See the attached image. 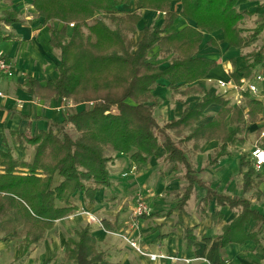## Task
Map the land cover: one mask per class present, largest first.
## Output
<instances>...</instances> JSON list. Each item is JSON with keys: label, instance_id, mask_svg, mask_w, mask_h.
<instances>
[{"label": "trees", "instance_id": "obj_1", "mask_svg": "<svg viewBox=\"0 0 264 264\" xmlns=\"http://www.w3.org/2000/svg\"><path fill=\"white\" fill-rule=\"evenodd\" d=\"M133 1L33 0L38 16L50 24V46L58 51L60 63L58 78L41 86L28 77L24 86L28 92L44 98H66L73 106L65 108L62 122L50 121L45 130L33 134L9 131L23 153L21 157L8 144L7 133L3 134L7 150H0V242L8 238L20 240L23 256L44 239L57 221L80 209L76 195H82L85 204L96 202L97 194L112 185L110 166L119 154H129L133 163L141 167L162 149L172 169L182 165L190 184L182 198L183 208L198 182L184 143L190 142L198 149L203 140L216 139L223 143L222 151L228 143L243 145L246 137L239 135L247 133L248 125L258 121L263 111L261 103L245 92L248 99L245 118L244 107H232L231 100L222 94L211 96L202 86L192 85L217 66L216 60L199 55L204 31L213 33L222 29L229 47L244 44L240 25L244 13L235 8L237 0H181L180 13L172 9L175 0H137L142 9L159 11L164 19L159 26L146 25L136 41L133 38L142 12L122 9ZM1 2L12 6L14 0ZM179 16L197 25L170 31ZM23 21L20 10H4L0 16V23L5 25ZM55 21L61 26L56 27ZM70 23H74L72 28ZM3 36L0 25V41L8 40L9 37ZM211 44L216 47L215 42ZM167 58L164 66L158 62ZM257 63V60L250 62L241 75L232 70L233 80L239 85L243 77L250 78ZM160 79L168 80L176 94L202 97L195 107L186 108L181 117L164 125L158 123L154 114L161 104L153 94ZM214 103L221 106L220 111L213 121L199 125L207 108ZM229 115L231 123L237 126L233 131L225 126ZM68 128H73L77 136H72ZM30 148L31 154H27ZM248 156L243 153L240 159V167L247 168V184L256 170ZM212 200H215L212 214L215 223L223 220L220 207L236 210L233 220L222 228L221 248L233 242H260L258 224L264 223V217L250 207L248 200L208 189L205 205ZM251 220L256 224L248 231L245 226ZM192 232L193 228L186 229L185 240L190 246L197 241ZM76 237L67 239L66 260L75 264H111L107 254L99 249L89 224L78 229ZM225 262L222 260L220 264Z\"/></svg>", "mask_w": 264, "mask_h": 264}, {"label": "crops", "instance_id": "obj_2", "mask_svg": "<svg viewBox=\"0 0 264 264\" xmlns=\"http://www.w3.org/2000/svg\"><path fill=\"white\" fill-rule=\"evenodd\" d=\"M124 8L129 11L140 9L142 12V20L135 33L136 40L141 38L146 25L159 26L163 23V13L154 9H142L137 0L128 6H122ZM235 8L244 13L240 25L245 42L241 47H229L222 29L203 33L204 40L200 44L199 55L216 60L217 66L192 85L202 86L211 96L223 94L219 81H234L232 70L235 69L241 75L242 69L254 60L258 63L251 78L260 73L264 75V0H237ZM8 9L20 10L24 21L12 25L0 23L4 31L3 37H9L8 40L0 41V55L12 61L15 68V74L11 78L0 73V150H7L3 143L4 133L18 131L33 134L45 130L50 121L62 122L65 107L71 104L70 100L66 102L55 97L44 98L36 92L27 91L24 83L28 77L36 79L41 86L58 78V51L50 46V24L38 16L33 0H14L12 6L1 2L0 16ZM172 9L180 13L183 10L182 1H173ZM54 25L61 26L58 21ZM187 25L197 24L179 16L170 31H179ZM212 41L216 43V47L211 44ZM168 59H160L158 62L164 66ZM184 88L185 86L182 87ZM153 94L161 102L154 113L160 125L181 117L186 108L195 107L202 98L200 94L182 96L174 93L166 79L159 80L154 86ZM235 94L232 91L225 97L231 100L232 107H244L247 118L248 99L244 97L243 103L239 105L235 102ZM80 107L81 105L78 109ZM220 109L219 104L210 105L198 124L213 121ZM260 114L258 121L248 125V132L239 135L240 138L246 137L243 145L228 143L226 150L222 151L223 143L216 139L203 140L198 149L190 142L184 143L188 161L198 182L194 184L183 208L182 198L190 184L182 165L178 169H172L162 149L158 151L159 155L152 157L148 164L141 167L133 163L129 154L117 155L114 164L110 166L112 185L97 194L95 203L80 204L87 215L81 214L80 208L57 221L44 239L35 244L30 249L32 252L19 264H35V259L38 263L42 262L41 264L48 260H51L49 264H60L65 257L64 248L68 237L77 238L73 232L88 224L93 236L98 239L99 249L107 254L111 264H220L222 260L226 261L223 264H264V223L258 224L261 238L259 243L248 240L243 244L233 242L221 248L222 228L233 220L236 210L229 206L220 207L223 220L215 223L212 219L215 200L208 206L205 205L207 191L211 189L234 199L248 200L250 207L264 217V166L255 170L250 181L247 178L248 184L245 180L247 168L240 167L243 153H247L248 159L253 161L254 139L264 131V114ZM225 126L228 131L236 129V124L231 123V115L226 118ZM168 132L179 141L180 138L172 130ZM7 142L10 147H15V142L9 135ZM224 152L226 153L223 154ZM18 153L20 154L19 151ZM139 191L147 194V202L153 210L155 208V213L140 220L139 230L128 231L129 213L134 207L130 200ZM113 197L115 200L111 202ZM91 215L100 218L102 223L92 222L89 217ZM255 224L256 221L251 220L246 224V230L250 231ZM187 228H193L192 233L197 239L192 246L187 245L185 240ZM123 229H127V239L121 236ZM132 237L139 241L140 250L130 245ZM57 247L60 252L55 251ZM19 251L18 256H21L24 251ZM55 253L59 255L56 256ZM154 254L158 257L152 260L151 255Z\"/></svg>", "mask_w": 264, "mask_h": 264}, {"label": "built area", "instance_id": "obj_3", "mask_svg": "<svg viewBox=\"0 0 264 264\" xmlns=\"http://www.w3.org/2000/svg\"><path fill=\"white\" fill-rule=\"evenodd\" d=\"M70 28L74 26V23L69 24ZM0 73L2 75H5L6 77H13L15 74V68L9 59H5L3 55H0ZM220 87L223 88V96H228L232 91H235V102L237 104L243 103L244 100V93L247 92L249 95L255 99H257L262 106V112L264 114V75L263 74H256L252 78H245L243 77L241 79V84H237L235 81L226 83L223 81H219ZM64 101H68L66 98H64ZM70 106H73L72 102ZM69 106V107H70ZM68 107V106H66ZM65 107V108H66ZM264 117V115H263ZM264 137V131L261 134ZM252 159L254 163V167L256 170H260L262 166H264V146L261 145H255L252 150ZM153 212V208L149 205L146 198L143 197V195H138V198L136 199V204L133 208V216L138 219L142 216L146 215L149 216ZM90 220L97 221V219L91 215ZM136 228H133L135 227ZM132 229L136 230L139 226V223H134ZM130 244L135 247L136 249L140 250V244L139 241L135 237L130 238ZM151 259L155 260L158 256L156 254L151 255Z\"/></svg>", "mask_w": 264, "mask_h": 264}, {"label": "rangeland", "instance_id": "obj_4", "mask_svg": "<svg viewBox=\"0 0 264 264\" xmlns=\"http://www.w3.org/2000/svg\"><path fill=\"white\" fill-rule=\"evenodd\" d=\"M137 32V31H136ZM136 37V36H135ZM135 37L133 38V41H136V39H135ZM152 59H154V56H153V54H152ZM156 59V58H155ZM58 131V130H57ZM68 132L72 135V136H74V137H76L77 136V133H76V131L73 129V128H68ZM173 133V132H172ZM7 135H9V133H7ZM175 138V137H174ZM176 139V138H175ZM255 141H254V143L253 144H255V145H261V146H263V144H264V137L262 136V135H258V136H256V138L254 139ZM13 148V150H14V154L16 155V156H18V155H22L23 153L22 152H20L18 149H17V147H16V145H15V147H12ZM18 151L20 152V154L18 153ZM31 151H32V149L30 148L29 150H27V154H31ZM134 169L136 170V166L134 167ZM134 169L132 168V170L134 171ZM110 173H111V170H110ZM103 189H107V188H103ZM138 195H144L143 197H145V196H147V194H145L143 191H139V192H137L136 194H135V196L132 198V200H130L131 201V205L133 204L134 206H135V204H136V199L138 198ZM82 195H80V194H78V195H76V197H75V201L77 202V203H80V204H82L83 202H82ZM146 198V197H145ZM148 198H146V200H147ZM115 200V197H113L112 199H111V202H113ZM149 200V199H148ZM83 205V204H82ZM81 205V207L80 208H82V213L81 214H83V215H87V214H85L86 212H85V210H84V208H83V206ZM112 205H113V203H112ZM127 208L129 207V206H126ZM134 208V207H133ZM126 209V208H125ZM133 212V211H132ZM132 212L131 213H129V219H128V231H131V230H133L132 229V227H133V224L134 223H140V220H142V217L141 218H138V219H136L134 216H133V214H132ZM155 213V208H154V210H153V212H152V215ZM152 215H150V216H152ZM90 217V216H89ZM95 217V216H94ZM96 219H97V221H93L92 220V222H97V223H102V221H101V219L100 218H97V217H95ZM133 228H136V226L135 227H133ZM78 229H76L74 232H73V234H74V236L76 235L75 234V232L77 231ZM137 230H139V227L137 228ZM129 233V232H128ZM121 236L125 239H127L128 237H129V235L127 234V229L125 230V229H123L122 230V232H121ZM8 241V242H7ZM10 241V242H9ZM4 242V243H3ZM0 243H3V245L1 244L0 245V264H19L20 262H22V260H23V258L25 257V256H27L30 252H32L31 250L27 253V255H25V256H23V253H22V255L21 256H18L19 254H18V252H20L19 250H21L22 249V244H21V242H20V240H15L14 238L13 239H11V240H4V241H2V242H0ZM40 243V242H39ZM35 245V244H34ZM34 245H32V247L34 246ZM131 245V244H130ZM132 246V245H131ZM31 247V248H32ZM133 247V246H132ZM133 248H135V247H133ZM136 249V248H135ZM55 251H59L60 252V249L57 247L56 249H55ZM55 255L56 256H58L59 254L58 253H55ZM69 262H71V261H68V260H66V258L64 257V260H62V262L60 263V264H66V263H69ZM35 264H41L42 262H39L38 263V261L36 262V259H35V262H34ZM73 263V262H72Z\"/></svg>", "mask_w": 264, "mask_h": 264}]
</instances>
